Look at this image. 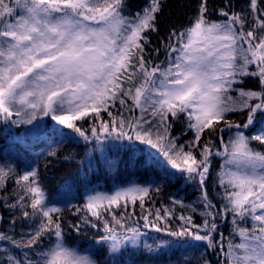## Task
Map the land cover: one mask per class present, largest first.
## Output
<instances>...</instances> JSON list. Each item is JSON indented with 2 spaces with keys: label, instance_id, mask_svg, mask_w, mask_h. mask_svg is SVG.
<instances>
[{
  "label": "snow or ice",
  "instance_id": "snow-or-ice-1",
  "mask_svg": "<svg viewBox=\"0 0 264 264\" xmlns=\"http://www.w3.org/2000/svg\"><path fill=\"white\" fill-rule=\"evenodd\" d=\"M164 6L148 0L131 12L126 0H0V124L39 134L54 122L52 136L60 139L47 152L54 159L71 140L63 129L71 130L85 145L84 158L63 159L76 161L85 179L122 162L105 153L109 141L131 142L114 146L127 149L128 166L147 173L143 182L107 190L89 181L83 203L71 206L79 222L69 228L97 234L70 243L63 223L68 204H52L39 169L0 164V206L10 213V231L0 230V264H125L126 256L129 264H160L175 245L149 243L150 232L200 252L188 264H213L209 253L215 264H264V151L253 147L264 145V0H248L239 11L225 0L219 19L211 18L208 0H199L190 22L169 27L149 51ZM247 77L257 79L259 90L239 87ZM237 112L246 113L242 123L229 118ZM181 118V135L192 133L184 143L171 134ZM135 142L155 149L175 172L143 149L137 155ZM215 158L223 163L214 199L208 181ZM177 172L198 184L197 200L173 197L171 206L153 210ZM18 220L28 225L19 237ZM223 223L231 225L228 236L219 230Z\"/></svg>",
  "mask_w": 264,
  "mask_h": 264
},
{
  "label": "trees",
  "instance_id": "trees-1",
  "mask_svg": "<svg viewBox=\"0 0 264 264\" xmlns=\"http://www.w3.org/2000/svg\"><path fill=\"white\" fill-rule=\"evenodd\" d=\"M128 10L131 12H137L142 9L148 0H126ZM199 0H164L163 14L160 17V32L159 35L153 33L150 36V47L160 46V39L166 35L171 26L186 25L190 22V17L196 12V8ZM234 9L239 11L242 7H247L248 0H232ZM225 0H208V6L210 9V16L212 19H219L216 10L223 7ZM160 60L164 59V54L161 52ZM244 89L259 90V84L257 79L247 77L242 85ZM235 95V93H233ZM127 116V113H125ZM229 118L236 122H243L246 119V113H232L229 114ZM261 121L260 114H257V127ZM56 127L54 122L46 121L45 127L39 132V134H32L27 132L25 128H14L12 126H5L0 124V164H14L18 171H23L29 167L38 168L41 174L42 181L45 186L46 194L49 200L55 206H62L68 204L69 210L64 213V228L70 243L75 241L85 242L94 235H96L95 229H85L80 235H77L69 228L70 224L78 223L79 217L73 215L71 206L73 204L79 205L83 203V197L86 194L87 188L92 185L99 184L102 186L101 190H107L114 184L123 186L129 181L143 182V178L147 175L144 169L137 167H130L124 161H127L126 155L127 149L122 147H115L121 143L128 144V141H109L105 143V153L109 158L119 159L122 162L116 167L115 170L109 171L106 166H100V170H95L89 173L87 179L84 178L80 165L76 162L84 158L85 145L82 141H78L76 134L69 129H63L67 136L71 138L65 139V142L59 147L60 159H54L47 156L50 146L55 147L53 140H58L60 137H53L52 130ZM87 127V124H85ZM186 130V125L183 122V118L178 121L172 122L171 134L174 137H179L178 143H184L192 137V133L188 132L187 135H181ZM228 134L224 133L225 139ZM137 145L136 152L140 155V149H143L145 153H151L156 159H158L169 172H175L174 169L168 167L165 157L156 152L155 149L149 148L147 145ZM253 147L258 151H264V145H260L257 142H253ZM66 154H75L76 161L64 160L63 156ZM95 157H100L101 153L95 152ZM223 161L220 158H215L212 176L208 181L209 193L215 199V192L218 191L216 185L213 183L215 173L219 170ZM87 161H85V165ZM97 167L96 163H93V169ZM159 171V169H157ZM14 179H9L7 183V191L11 192L14 188ZM200 195L198 184L195 181L187 182L185 178L176 173V178L173 179L171 184L165 186L162 192L155 197V208H161L162 206H171V198L178 197L184 200L185 204L193 203ZM71 202V203H69ZM217 204L219 201H216ZM197 207H200L197 204ZM137 209V213H139ZM190 210L187 208L180 209L177 207V212H183L187 214ZM0 215L4 216L3 223H0V230L10 231L9 229V210L0 206ZM197 223H200L202 218L199 215L195 216ZM142 223V222H141ZM175 227V224H173ZM27 230L28 225L21 224V221H17L16 234L19 237L21 230ZM225 236L230 234V223H223L219 229ZM149 243H153L155 239L156 243H159L161 239L172 241L175 247L171 251L164 250L163 255L160 257V264H188L189 258L193 259L200 255V252H193L188 248V244L183 241L176 240L172 237H167L163 233L157 234L154 232L149 233ZM194 243V242H193ZM0 246H3V242H0ZM204 251L203 249L200 250ZM147 255V254H146ZM210 258L215 264V256L209 253ZM125 264H129L130 258L125 257ZM144 264H150L149 261H144Z\"/></svg>",
  "mask_w": 264,
  "mask_h": 264
},
{
  "label": "rangeland",
  "instance_id": "rangeland-1",
  "mask_svg": "<svg viewBox=\"0 0 264 264\" xmlns=\"http://www.w3.org/2000/svg\"><path fill=\"white\" fill-rule=\"evenodd\" d=\"M259 127V126H258Z\"/></svg>",
  "mask_w": 264,
  "mask_h": 264
}]
</instances>
